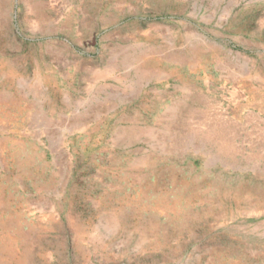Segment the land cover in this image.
<instances>
[{"label": "rangeland", "instance_id": "rangeland-1", "mask_svg": "<svg viewBox=\"0 0 264 264\" xmlns=\"http://www.w3.org/2000/svg\"><path fill=\"white\" fill-rule=\"evenodd\" d=\"M0 264H264V0H0Z\"/></svg>", "mask_w": 264, "mask_h": 264}]
</instances>
